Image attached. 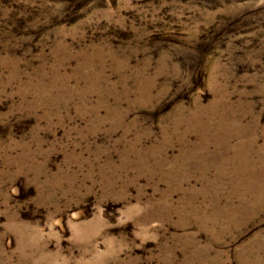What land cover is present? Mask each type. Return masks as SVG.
Returning <instances> with one entry per match:
<instances>
[{
	"label": "rangeland",
	"instance_id": "1",
	"mask_svg": "<svg viewBox=\"0 0 264 264\" xmlns=\"http://www.w3.org/2000/svg\"><path fill=\"white\" fill-rule=\"evenodd\" d=\"M0 264H264V0H0Z\"/></svg>",
	"mask_w": 264,
	"mask_h": 264
}]
</instances>
